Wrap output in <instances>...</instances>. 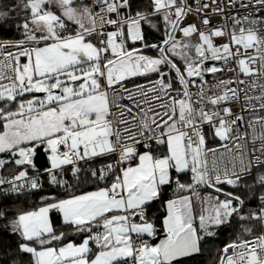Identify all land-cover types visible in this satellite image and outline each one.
<instances>
[{
  "label": "snow or ice",
  "instance_id": "6c2138e0",
  "mask_svg": "<svg viewBox=\"0 0 264 264\" xmlns=\"http://www.w3.org/2000/svg\"><path fill=\"white\" fill-rule=\"evenodd\" d=\"M10 24L0 201L40 193L39 149L67 194L0 203L21 260L264 264V0H18L0 8V31Z\"/></svg>",
  "mask_w": 264,
  "mask_h": 264
},
{
  "label": "trees",
  "instance_id": "16d2710c",
  "mask_svg": "<svg viewBox=\"0 0 264 264\" xmlns=\"http://www.w3.org/2000/svg\"><path fill=\"white\" fill-rule=\"evenodd\" d=\"M14 2H18V0H0V8H2L4 5L11 6ZM13 15H15V13H13ZM22 15L23 13H21V16ZM16 22H19V21H14L13 23H16ZM8 35H12L13 37L19 36V33L15 32L11 24L6 25L5 29L3 31H0V37H4ZM159 38H160L159 33L150 35L149 37V39L153 42L158 41ZM104 162H107V161L103 159H97L91 165L84 164L83 167L85 169L89 167H96L99 164L104 163ZM35 171L36 169L33 170V172ZM0 174L8 175V172H4ZM66 178L71 179L70 173L67 174ZM42 183L44 185L43 189L40 191V193H38L34 197H28V198L20 197L19 202H15L16 198L13 197L11 200H8L7 202L0 201V203H3L4 207H7L11 212L15 213L19 210H31L32 208L39 207L41 195L57 194L61 198L66 197L67 194L65 193L63 188L53 187L52 185L48 183V174H45L43 176ZM95 189H96V184L92 183L91 181L81 184L78 187L74 184V187H73V191L75 192V194H80L81 192L92 191ZM168 190H167V197L169 198L170 195L168 194ZM158 207L159 205H157L156 208L152 209L153 214L155 215L160 214L157 211ZM56 229L57 231L65 232L69 240H73L75 242L81 241L82 234L75 233L68 226L61 224V225H58ZM221 239L222 240L227 239V235L222 236ZM20 242H21L20 237L18 235L11 234L9 230L5 229L2 225H0V264H14V261H15V264H27V257H24V259L21 260V257L16 255L17 245ZM207 260H208V254L206 253L202 257H197L195 262H189V264H207Z\"/></svg>",
  "mask_w": 264,
  "mask_h": 264
},
{
  "label": "water",
  "instance_id": "95a60500",
  "mask_svg": "<svg viewBox=\"0 0 264 264\" xmlns=\"http://www.w3.org/2000/svg\"><path fill=\"white\" fill-rule=\"evenodd\" d=\"M34 163L37 169H44L50 166V161L48 159V153L43 149H39L37 156L34 157Z\"/></svg>",
  "mask_w": 264,
  "mask_h": 264
},
{
  "label": "crops",
  "instance_id": "0c3cea01",
  "mask_svg": "<svg viewBox=\"0 0 264 264\" xmlns=\"http://www.w3.org/2000/svg\"><path fill=\"white\" fill-rule=\"evenodd\" d=\"M184 179L186 180L187 177H185ZM173 192H174V186L172 188H169V190H168V194L170 195L169 198H171L173 196ZM51 219H52L54 228H56L58 225H61V224L64 225L63 221H62V218L60 217L59 213H52L51 214ZM160 238H163V233L162 232L160 234ZM71 241H73V240H71ZM73 242H75V241H73ZM76 243H79V242H76Z\"/></svg>",
  "mask_w": 264,
  "mask_h": 264
},
{
  "label": "built area",
  "instance_id": "2783aa9c",
  "mask_svg": "<svg viewBox=\"0 0 264 264\" xmlns=\"http://www.w3.org/2000/svg\"><path fill=\"white\" fill-rule=\"evenodd\" d=\"M209 79H211V77H209ZM137 82H143V81H142V80H138ZM104 163H106V162H104ZM104 163L99 164V165L96 166L95 168H99V167H101ZM49 167H50V166H49ZM49 167H47V168H49ZM47 168H44V169H37V168H36V171L33 172V173H31V174L35 175V174L39 173V175H40V179H41V182H42L43 176H44L45 174H47V171H46Z\"/></svg>",
  "mask_w": 264,
  "mask_h": 264
},
{
  "label": "rangeland",
  "instance_id": "374dc122",
  "mask_svg": "<svg viewBox=\"0 0 264 264\" xmlns=\"http://www.w3.org/2000/svg\"><path fill=\"white\" fill-rule=\"evenodd\" d=\"M149 54H152V53H149ZM3 154H0V156H2ZM49 155V154H48Z\"/></svg>",
  "mask_w": 264,
  "mask_h": 264
}]
</instances>
